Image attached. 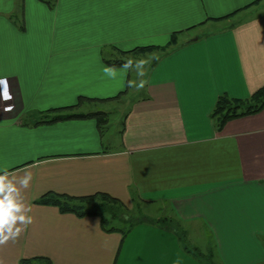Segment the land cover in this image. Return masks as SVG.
Wrapping results in <instances>:
<instances>
[{"label":"crops","instance_id":"obj_1","mask_svg":"<svg viewBox=\"0 0 264 264\" xmlns=\"http://www.w3.org/2000/svg\"><path fill=\"white\" fill-rule=\"evenodd\" d=\"M174 32L167 51L144 52L161 54L142 68V94L128 96L137 56L124 55L131 66L106 60L165 46ZM0 81L11 97L0 94V176L32 218L0 245V264H203L162 226L137 223L122 236L97 216L35 203L50 190L160 204L184 230L208 231L221 264H264V108L221 130L209 115L218 95L247 98L264 85V0H0ZM82 96L72 110L102 111V122H36ZM122 102L121 128L107 138Z\"/></svg>","mask_w":264,"mask_h":264},{"label":"trees","instance_id":"obj_2","mask_svg":"<svg viewBox=\"0 0 264 264\" xmlns=\"http://www.w3.org/2000/svg\"><path fill=\"white\" fill-rule=\"evenodd\" d=\"M47 3L52 4L54 0H45ZM232 14H227L224 17L232 16ZM223 17V18H224ZM219 20L220 18H216ZM177 41V32L172 33L171 39L165 44V46L157 47V45L153 46H141L136 47L134 49L129 50L128 52L121 51L119 56L115 57V59H107L106 61L111 66H126L127 60L124 58L125 54L133 53L134 57L141 55V53L151 51L153 48L163 49L165 50L168 46H172ZM157 60V59H156ZM155 59L153 62L155 63ZM84 96L78 99V103L76 105H71V107H59L53 108L46 111V113L42 116L40 120H37V123H47V122H56L59 119L67 120L74 117L75 119H81L83 117H99V121L103 118L105 113L99 110H95V112H75L72 110L73 107L78 106L79 103L82 102ZM264 108V85L253 91L251 95L247 98L239 97H231L230 95L221 94L218 95L215 105L209 114L214 125L218 130L222 129L226 122L229 119L239 118L240 116L251 115L252 113H258ZM52 113V115L50 114ZM35 203L42 205H55V207L59 210L60 213H72L76 214L79 217H84L87 215L97 216L100 219L101 228L106 232H112V230H116V232H120L122 236L128 233L137 223H148L155 224L158 226H162L169 230H173L180 240V232H183V225L180 220L172 217L160 216V218H151L150 216H139V214H134L133 211L135 207H139V203L136 202L135 207L132 209L128 208L125 203H123L120 199L114 197L113 195H109L108 193L99 191L92 195L87 194V196L77 195L72 196L66 194L64 192L57 193L53 190L47 191L46 193L41 194L35 200ZM181 241V240H180ZM183 248L189 252V254L193 255L197 260H200L203 264H221L214 252V248L209 246L206 251H202L198 246H188L187 243H183ZM20 264H52L51 260L47 257H29L23 258L20 261Z\"/></svg>","mask_w":264,"mask_h":264},{"label":"rangeland","instance_id":"obj_3","mask_svg":"<svg viewBox=\"0 0 264 264\" xmlns=\"http://www.w3.org/2000/svg\"><path fill=\"white\" fill-rule=\"evenodd\" d=\"M243 14H237L236 18L242 17ZM236 18H234V20H236ZM200 30H202V27L196 31H192L193 33L195 32H199ZM168 49H165L161 52H165ZM160 52L155 51L152 55L151 54H145V53H141V55H138V57L136 58L137 60V65L134 66V68H136V70L132 73H134L135 75H138L137 79H132V81H130L132 84L133 82H136V86L133 87L131 89V93L128 96H132V97H136L139 96L140 94H142L143 92V88L142 86L139 87L140 84H142V78H141V74H142V68H149V66L151 65V63H153V60L160 58ZM143 62V63H140ZM129 102V101H128ZM126 102V104L119 103V105H117L115 107V111L109 116V125H108V129L106 131V137L108 138L109 134L111 133L114 137L116 136V134H118L119 129L121 128L120 125V121L122 119V117H124L126 109L129 106V103ZM114 104L110 103V107L113 106ZM116 105V104H115ZM102 107H106L105 105ZM117 131V132H116ZM117 137V136H116ZM133 213L139 214V216H151V217H155V216H160V215H166L165 213L161 212V205H144V203H142V205L140 204L139 207H135ZM163 215V216H164ZM159 218V217H158ZM186 227V226H185ZM187 228V227H186ZM183 228V232H180V237H182L180 240L183 241V243H187L188 246H199V248H201L202 250H207V244L209 242V240L211 239L208 231L204 230V229H200L197 226H191V228H189V230L187 231V229ZM177 236V235H176Z\"/></svg>","mask_w":264,"mask_h":264},{"label":"clouds","instance_id":"obj_4","mask_svg":"<svg viewBox=\"0 0 264 264\" xmlns=\"http://www.w3.org/2000/svg\"><path fill=\"white\" fill-rule=\"evenodd\" d=\"M131 63L128 61L127 66H131ZM104 72L113 78L116 76L115 68L105 67ZM6 179L7 175L0 176V245H5L10 239L15 240L20 235L22 229L16 227L18 221L24 226L32 223V218L26 217L23 206L12 195L16 191L12 181L5 183ZM30 179L31 175L28 174L21 183L27 187Z\"/></svg>","mask_w":264,"mask_h":264},{"label":"snow or ice","instance_id":"obj_5","mask_svg":"<svg viewBox=\"0 0 264 264\" xmlns=\"http://www.w3.org/2000/svg\"><path fill=\"white\" fill-rule=\"evenodd\" d=\"M0 94L3 95V98L5 100L11 98L9 96V93H8V83H7V81H0Z\"/></svg>","mask_w":264,"mask_h":264}]
</instances>
